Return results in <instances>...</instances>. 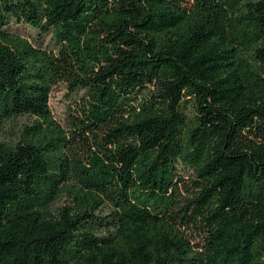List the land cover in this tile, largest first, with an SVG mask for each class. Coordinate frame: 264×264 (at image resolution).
<instances>
[{
	"label": "trees",
	"instance_id": "1",
	"mask_svg": "<svg viewBox=\"0 0 264 264\" xmlns=\"http://www.w3.org/2000/svg\"><path fill=\"white\" fill-rule=\"evenodd\" d=\"M0 264H264V0H0Z\"/></svg>",
	"mask_w": 264,
	"mask_h": 264
},
{
	"label": "rangeland",
	"instance_id": "2",
	"mask_svg": "<svg viewBox=\"0 0 264 264\" xmlns=\"http://www.w3.org/2000/svg\"><path fill=\"white\" fill-rule=\"evenodd\" d=\"M8 28L11 31L20 34L21 36L28 38L34 45H41L42 47L54 46L53 42L51 41L50 33H46L41 37L38 29L24 23L11 22ZM82 94V89L71 93L66 83L59 82L55 84L52 87L49 97V106L53 117L62 125H65L70 106H73L75 104L74 100L78 99V97ZM26 122V117L17 118L12 130H18V128H20L21 125ZM176 166L178 175L183 178V180H185L184 185H182V193L187 194L185 187H188V189L191 188V184H188L190 183V177L192 176V169L181 163H177ZM60 201L62 202V200Z\"/></svg>",
	"mask_w": 264,
	"mask_h": 264
}]
</instances>
